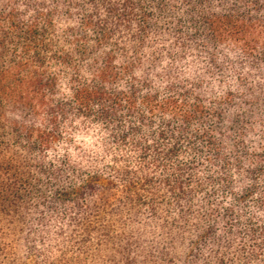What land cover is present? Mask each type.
<instances>
[{"label":"trees","instance_id":"1","mask_svg":"<svg viewBox=\"0 0 264 264\" xmlns=\"http://www.w3.org/2000/svg\"><path fill=\"white\" fill-rule=\"evenodd\" d=\"M0 264H264V0H0Z\"/></svg>","mask_w":264,"mask_h":264}]
</instances>
